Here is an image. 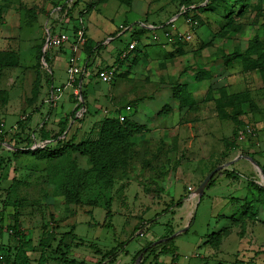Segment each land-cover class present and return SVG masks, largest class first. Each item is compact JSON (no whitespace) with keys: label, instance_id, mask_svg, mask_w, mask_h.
<instances>
[{"label":"rangeland","instance_id":"1","mask_svg":"<svg viewBox=\"0 0 264 264\" xmlns=\"http://www.w3.org/2000/svg\"><path fill=\"white\" fill-rule=\"evenodd\" d=\"M29 1L25 21H32L38 10L48 11L47 28L71 35L72 28L66 29L69 17L59 9L65 0ZM84 1L88 7L102 0ZM118 1L125 13H117L106 26L116 30L119 23L124 28L144 19L156 26L151 30L147 24L148 30L136 36L137 56L125 59L109 83L93 76L84 84L86 109L71 114L64 135L65 139L75 135L78 141L98 118H130L144 126L131 137L136 154L124 167L106 170L95 168L86 154L68 147L54 156L34 154L36 147L46 143L57 148L55 141L41 142L39 125L45 122L47 129L56 131L58 121L71 113L79 96L72 92L74 87L67 86L55 106L44 102L50 82L66 83L62 60L69 49L53 65L36 62L35 76L29 70L15 72L18 76H13L9 91L0 89V136L9 141L16 131H21L23 137L34 131L31 139L22 143L27 148L15 154L7 144H0V218L8 222L10 204L17 200L21 226L35 241L54 225L60 226L58 231L74 225L81 244L72 247L68 256L88 262L100 258L88 243L94 242L104 250L127 241L115 259L104 264H133L139 249L172 232L177 264H264V191L248 186L264 181L255 163L264 164V88L258 69H244L241 60L229 65L222 60V55L235 47L244 49L254 34L264 42V0H243L242 10L232 18L241 29L222 37L213 35L227 18L220 8L210 9L207 0H193L187 16L184 7L176 12L170 0ZM73 2H66L71 17L79 4L72 7ZM237 8L234 5L229 14L236 13ZM192 16L202 25L190 27L187 19ZM2 25L0 20V29ZM38 25L36 22L30 26V31H36ZM166 33L176 35L168 40ZM179 33L190 34L191 39ZM130 39L128 33L115 37L101 46L98 57L111 63L114 54ZM173 42L180 45L182 54ZM26 48L28 51L17 56L21 65L33 60L30 47ZM31 49L37 60L36 46ZM98 66L94 72L105 64L100 61ZM200 68L213 69L211 78L195 81L194 73ZM176 83H186L190 103L180 105L172 97ZM221 84L227 85L230 92H248L250 99L240 105L239 114L231 105L216 109L208 98ZM132 100L136 104L126 110ZM237 120L243 123L246 133L227 146ZM224 163L213 184L200 198L195 196L193 190L205 175ZM226 168L237 171L234 178H227ZM9 183L12 190L7 193ZM178 200L180 205L176 204ZM106 203L110 204L112 227L101 226ZM170 261L169 253L159 255L156 262L153 254H141L135 264Z\"/></svg>","mask_w":264,"mask_h":264},{"label":"trees","instance_id":"2","mask_svg":"<svg viewBox=\"0 0 264 264\" xmlns=\"http://www.w3.org/2000/svg\"><path fill=\"white\" fill-rule=\"evenodd\" d=\"M78 1L79 0H74L72 7H74ZM169 4L176 7V12L184 7L183 12L187 16V12L190 10L189 7L193 4V0H170ZM234 5L238 6V8L236 13L231 15L229 13L232 12ZM207 6L210 9L215 7L220 8L223 16L227 18L225 24L213 36L218 34V36L222 37L226 36L228 32H238L241 29V25L232 21V18L237 14V11L242 10L243 0H207ZM59 8L60 10H64L67 16H70V10L67 7L66 2L60 4ZM27 11L30 12L31 8H28ZM191 18L196 20L197 17L192 16ZM30 22L31 21H26V24H30ZM201 25L202 22L197 21L195 28ZM143 30L144 29L140 27L131 35H133V38H136V36L141 34ZM41 47V44L36 46V62L41 64V60H43L47 63V52ZM222 60L226 65L231 64L234 60H241L244 69H258L262 87L264 88V42L260 40L256 34L248 40L244 49L241 50L240 48L235 47L232 51L224 53L222 55ZM17 64V55L14 52H0V69L3 67H13ZM104 68H107V66ZM99 70L100 69L96 71V76ZM203 73H205V71H203ZM76 81L78 82L79 78ZM83 90L81 91L82 101H79V99H77V102L75 101V107L72 109L71 113L65 115L58 121V129L56 131L52 132L47 129L45 122L39 125L37 133L41 142L55 141L57 148L49 147L48 143H46L43 146L36 147L32 152L34 154L46 152L47 154L54 156L58 154L59 151H63L65 147H68L72 151L86 154L89 157L91 164L97 169L106 170L112 169L113 167H124L136 154L131 137L135 133L143 130L144 126L141 123H137L130 118H124L120 121L118 117L115 116H103L94 120L90 128L83 132L78 141H75V135L65 139L64 131L69 119H71V114H74L79 109H83L84 111L86 109V95L83 93ZM172 97L176 99L180 105L190 103V94L186 83H176L172 88ZM208 98L213 100L216 109L231 105L235 109V114H239L241 112L239 108L240 105L246 104L250 99L247 91L235 93L230 92L227 85L218 87L216 95L211 93V96ZM134 104H136V100L129 102V105ZM33 132L27 133L25 137L22 136L21 131H16L11 135L7 144L14 148L12 151L13 154L23 148H27V145H23L22 143L29 141ZM245 133L246 130L243 123L237 120L227 146L233 145L237 138ZM2 141L3 139L0 136V142ZM243 152L245 154L249 153L247 150H244ZM1 162L2 158L0 157V164ZM256 164L261 168L264 174V164H260L258 161H256ZM218 172L219 171H216L213 174L205 188L213 184L214 178ZM224 172L227 178H234L237 173L234 169L228 170L227 168L224 169ZM1 183L2 181L0 179V190L2 189ZM248 186H253L258 190L264 191L262 184L257 185L256 183L251 182L248 183ZM11 188L12 185L9 183L6 187L7 193L12 190ZM180 200L176 202L177 205H180ZM10 205L12 206V212L7 215L9 221L3 223L2 218H0V264H104L105 261L115 259L119 250H121L127 242L120 241L118 244L104 250L98 247L94 242L88 243V246L100 256L95 262H88L83 259H77L73 256L69 257L68 254L70 253L71 248L81 244V241L77 240L79 238H77V235L74 232V225H69L67 229L62 231H58L60 228L59 225H54L43 233H40L38 240L35 241L31 236V232L21 226L18 201L15 200ZM253 214H255V211ZM111 217L112 212L110 204L106 203L105 217L101 226L112 227L110 221ZM154 218L149 221H152ZM94 223H96V221H94ZM4 235H7V237L3 240ZM174 238L175 235H173L172 232H169L155 241H149L144 248L139 249L135 253L132 258L133 264L137 262V259L141 254H153L156 262L158 256L165 253L171 254L170 264H176L175 261L178 257V252L177 246L174 243ZM142 263L143 262H140V264Z\"/></svg>","mask_w":264,"mask_h":264},{"label":"crops","instance_id":"3","mask_svg":"<svg viewBox=\"0 0 264 264\" xmlns=\"http://www.w3.org/2000/svg\"><path fill=\"white\" fill-rule=\"evenodd\" d=\"M61 1V0H60ZM65 2H68V0H65ZM79 4L76 5V13L75 16L71 17L68 16L69 21H67L66 29L70 30L73 29V26L75 24L76 17L83 13L85 16V44L83 48L80 51V56H83L84 49H85V57H82L85 60V63L87 65V71L89 72V76L85 77L83 88L84 90L86 87L87 82L90 80V78H93V76H96L94 72L95 68H98L99 62H103L105 66L107 67H115V70L120 69L125 61V59L129 58L128 60H132L134 56H137L135 49L137 47V43L139 41V38H133V35H131L136 29H139L142 27L143 29L148 30V27L146 28V25H150V29L156 25H154V22L147 23L145 21L146 19L139 21L137 20L136 23H131L127 27H120L121 23H119L116 27V30H114V27L106 26V23L109 21H113L114 16L117 13H125L124 9L121 7L122 3L118 0H102L101 2L93 5L85 6V1L80 0L78 1ZM77 2V3H78ZM76 3V4H77ZM25 7H30V1L29 0H0V20L3 21L4 27L0 29V52L4 51H12L17 56L22 55L25 49L28 51L26 47H30L29 54L32 55L33 60L29 59V62L27 64H19L20 62H17L18 64L13 67H3L0 69V89L3 91H9L10 85L13 84L15 72H18L21 74L24 70H29L32 74V76H35V64L36 59L34 57V53H32V46H37L38 44H41L43 48V38L45 34V29H48L46 26V23L48 21L46 14L48 11L44 12L43 10H38L37 14L35 15V18L33 21L30 22V24H26L25 22ZM60 9V8H59ZM48 10V9H47ZM66 14V12H65ZM44 23L42 24V22ZM36 22H39V27L36 31L31 32L30 26L35 24ZM135 22V21H134ZM127 28V29H126ZM52 32H60L63 30L56 31L55 29H49ZM119 30V32L117 31ZM191 31V30H190ZM44 32V33H43ZM124 33H128V37L130 36L131 39L128 40L127 45L131 41H135V47L128 51L127 56L125 58L120 57L121 51L127 49V45L123 47L118 53L114 54L115 58L113 57V60L111 63H108L103 56L100 58L98 57V52H100L102 45H108L115 37L119 35H123ZM191 37L187 40H190ZM176 44L177 52L178 54L183 53V49H181L180 45L176 42H173ZM69 49V43H65L59 48H54L50 51H47V61L50 65H53L57 62H60L61 56H64L66 54V50ZM68 57V55H67ZM67 57H64L62 62L65 68L66 65V59ZM118 59V60H116ZM42 65L46 64L43 60H41ZM129 63L128 61L126 64ZM125 64V63H124ZM47 65V64H46ZM19 66V67H18ZM104 66V67H105ZM18 68V70H15L14 68ZM22 67V69H20ZM26 67V68H25ZM103 67V68H104ZM49 68V67H48ZM23 70V71H22ZM98 70V69H97ZM96 70V71H97ZM213 69H202L200 68L194 73V80L195 81H201L203 79H210L211 75L213 73ZM184 71V70H183ZM205 71V73H203ZM30 74V73H29ZM15 75V76H14ZM14 76V77H13ZM13 78V79H12ZM52 78V76H51ZM97 80L99 78L96 76ZM100 81V80H99ZM52 82L48 84L45 92V97L47 95V92L49 88L52 86ZM59 85V84H58ZM223 84L219 85L222 86ZM88 90V86H87ZM216 94V92H213ZM172 100V99H171ZM213 101V100H212ZM175 102V100H174ZM2 137V136H1ZM1 143L7 144V141L4 140ZM10 140V137L8 138ZM47 142V141H46ZM10 148H12L9 144H7ZM14 149V148H12ZM9 221V219H8ZM3 223H5L3 221ZM148 225V224H147ZM7 235H4L3 240L6 239ZM171 263V261L169 262ZM177 264V262H176Z\"/></svg>","mask_w":264,"mask_h":264},{"label":"built area","instance_id":"4","mask_svg":"<svg viewBox=\"0 0 264 264\" xmlns=\"http://www.w3.org/2000/svg\"><path fill=\"white\" fill-rule=\"evenodd\" d=\"M187 23L190 27L195 28L197 25V20L188 17ZM121 27V26H120ZM174 30V29H173ZM168 36V40H172V37L176 34H170L166 33ZM180 36H183L185 39H189L191 37L190 34H181ZM85 16L83 13H80L75 20V24L72 29L71 35H69L67 32L60 31V32H52L49 29H46L44 40H43V49L47 52L54 48H59L65 43H69V54L66 59V74L67 79L65 84H59V85H52L48 92L46 97L44 98V102L47 103L49 106H55L56 103L61 99V97L64 94V91L67 86H71L73 88L72 92L74 94H78L79 101H82L81 98V91L83 88V83L85 77L89 76V72L87 71V65L85 63V60L81 58L80 51L83 48L85 44ZM136 42L131 41L127 49L121 51L120 57L125 58L127 56V53L129 50L133 49L135 47ZM115 67H107V68H101L98 71L97 77L101 82L109 83L114 75ZM79 78V81L76 80ZM131 106L127 105L126 110H130ZM191 188V187H189ZM140 236L142 233H138Z\"/></svg>","mask_w":264,"mask_h":264},{"label":"water","instance_id":"5","mask_svg":"<svg viewBox=\"0 0 264 264\" xmlns=\"http://www.w3.org/2000/svg\"><path fill=\"white\" fill-rule=\"evenodd\" d=\"M256 163V162H255ZM226 165V163L224 164H219V165H216L215 167H213L206 175L205 177L200 181V183L196 186V188L193 190V194L195 196H197L198 198H200L203 193H204V190H205V187L207 186L209 180L211 179V177L213 176V174L216 172V171H219L221 170L222 168H224ZM259 167V166H258ZM263 187H264V181L262 183Z\"/></svg>","mask_w":264,"mask_h":264}]
</instances>
